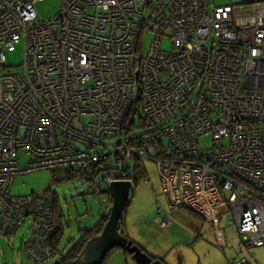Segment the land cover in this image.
<instances>
[{
	"label": "built area",
	"instance_id": "1",
	"mask_svg": "<svg viewBox=\"0 0 264 264\" xmlns=\"http://www.w3.org/2000/svg\"><path fill=\"white\" fill-rule=\"evenodd\" d=\"M44 1L0 0V67L25 45L20 69L0 72V235L33 216L30 255L58 252L54 191L11 195L16 175L100 163L108 188L149 159L211 242L227 244L229 215L237 252L264 246V0H61L41 19ZM137 103L143 122L127 129Z\"/></svg>",
	"mask_w": 264,
	"mask_h": 264
},
{
	"label": "rangeland",
	"instance_id": "2",
	"mask_svg": "<svg viewBox=\"0 0 264 264\" xmlns=\"http://www.w3.org/2000/svg\"><path fill=\"white\" fill-rule=\"evenodd\" d=\"M215 4H229L230 0H212ZM61 0H45L37 4L39 17L49 18L61 8ZM152 33L145 38L146 46L150 45ZM165 48L170 47L166 38ZM25 59V45L22 41L14 52L7 54L9 68L0 67V72L17 71ZM207 143V142H205ZM209 144V142H208ZM28 158L22 154V165L27 166ZM135 165V161H132ZM148 175L133 185L130 202L124 213V229L131 240L135 241L149 254L160 257L167 264H230L234 252L222 250L212 243L207 234L210 223L186 207L170 206L163 193V182L155 161L146 159L141 163ZM132 173H135L133 170ZM52 170L42 169L18 174L11 188V195L24 196L32 192L53 189L59 196L62 208L61 220L64 226L58 247L59 252L47 262L36 261L29 253L28 243L33 233V216L29 217L16 233L0 235V264H56L69 248L81 236V228H90L108 210L104 200L108 194L100 192L98 185H104L102 175L92 181L76 176L59 182L51 181ZM112 207V202L106 204ZM2 204H0V210ZM108 218V216H106ZM229 218L231 220H229ZM170 219V223H163ZM223 226L234 227L231 216H226ZM57 251V249H55ZM231 255V256H230ZM226 261V262H225ZM105 264H138L131 254L118 248L107 256Z\"/></svg>",
	"mask_w": 264,
	"mask_h": 264
},
{
	"label": "water",
	"instance_id": "3",
	"mask_svg": "<svg viewBox=\"0 0 264 264\" xmlns=\"http://www.w3.org/2000/svg\"><path fill=\"white\" fill-rule=\"evenodd\" d=\"M134 184L132 180H120L111 183L108 188H102L101 192L108 194L112 202L108 219L102 230L88 240L74 264H102L108 254L116 248L128 251L138 264H167L161 258H154L120 231V220L130 202Z\"/></svg>",
	"mask_w": 264,
	"mask_h": 264
},
{
	"label": "trees",
	"instance_id": "4",
	"mask_svg": "<svg viewBox=\"0 0 264 264\" xmlns=\"http://www.w3.org/2000/svg\"><path fill=\"white\" fill-rule=\"evenodd\" d=\"M141 118H142V114H141L140 103H137L131 109V112L129 114V121H127L126 128L131 127V126L140 127L141 123L143 122V121H141L142 120ZM137 165L138 164L136 163L135 165H133V167L136 168ZM108 167L117 168V165L112 164V165H109ZM89 169H90V171H88V170H86V171L85 170L71 171L69 169L61 170V171L52 170L51 181L52 182H59V181L66 180V179H73L76 176H80L81 178H85L87 181H92L100 175H102V176L105 175L104 173H101V172H103L104 168L101 166L100 163H94V164L90 165ZM128 176L131 177L135 183H137V182H139L140 179H142L148 175L145 173V171L135 169V173H129ZM49 189H51V188H49ZM98 189L101 192L102 184L98 185ZM45 190H48V189H45ZM45 190H43V191H45ZM51 190H53V189H51ZM36 192H38V191H36ZM54 193H55V198H54L55 199V211L57 212V214L59 215V217L61 219L62 208H61V204H60V199H59V196L56 194L55 191H54ZM108 200H109V195H108ZM106 216H108V214L105 212L104 215L101 217V219L98 220L97 223H95L93 226H91L90 228H81L80 229V231H81L80 238L73 243V245L69 248L67 253L64 254L62 259H60V261H58L56 264H74L75 259L82 252V250L85 247L88 240L92 236H94L95 234L99 233L102 230L104 224L106 223V221L108 219ZM123 226H124V218L122 217V219L120 220V231L123 235L129 237L126 233H124L122 231V228L124 229ZM63 229H64V226L62 223V227H61L60 231L57 233V235L52 240V245L55 249H58V247L60 245V240H61L60 237H62ZM134 243H136V242L134 241ZM116 249H118V248H116ZM120 249H122V248H120ZM143 250H145V249L143 248ZM125 252L127 254H130L128 251H125ZM154 258H157V257L154 256ZM105 261H106V259L102 262V264H105Z\"/></svg>",
	"mask_w": 264,
	"mask_h": 264
},
{
	"label": "crops",
	"instance_id": "5",
	"mask_svg": "<svg viewBox=\"0 0 264 264\" xmlns=\"http://www.w3.org/2000/svg\"><path fill=\"white\" fill-rule=\"evenodd\" d=\"M210 227H211V225H210ZM221 227L223 228L224 237H225L226 243H227L225 246L221 247L222 250H225V251L230 250V251H232V253L234 252V254H235L234 257H231L229 259L230 264H236L237 261L241 260L244 256H246L248 258V262L246 264H264V246L254 248L253 250H251L249 252H237V250L235 248L236 247L235 244L239 240V235L237 233L235 226L234 227H230V226L224 227L223 222H222ZM32 229H33V227H32ZM215 245H217V244H215ZM57 251L59 252L58 249H57ZM155 257H157V256H155ZM157 258H160V257H157ZM226 264H227V262H226Z\"/></svg>",
	"mask_w": 264,
	"mask_h": 264
}]
</instances>
